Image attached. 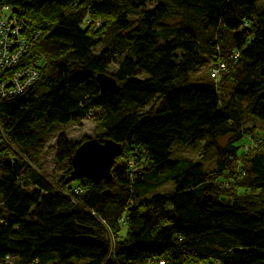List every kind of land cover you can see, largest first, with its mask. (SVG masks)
I'll list each match as a JSON object with an SVG mask.
<instances>
[{"label": "trees", "instance_id": "trees-1", "mask_svg": "<svg viewBox=\"0 0 264 264\" xmlns=\"http://www.w3.org/2000/svg\"><path fill=\"white\" fill-rule=\"evenodd\" d=\"M257 2L0 0L40 31L30 53L41 62L28 89L0 98V264H264V135L243 127L246 115L264 123ZM219 61L216 81L189 79ZM110 65L115 87L100 92L95 75ZM84 119L120 146L109 179L63 182L87 137L59 131L53 160L67 164L47 181L31 166L44 135ZM251 138L261 141L245 150ZM175 145L200 160L171 159ZM165 181L173 190L155 192Z\"/></svg>", "mask_w": 264, "mask_h": 264}, {"label": "built area", "instance_id": "built-area-1", "mask_svg": "<svg viewBox=\"0 0 264 264\" xmlns=\"http://www.w3.org/2000/svg\"><path fill=\"white\" fill-rule=\"evenodd\" d=\"M39 35V30L26 28L25 18L18 15L11 6L0 3V98L25 91L37 79L41 62L39 56L32 55L30 51ZM237 55L234 52L233 57ZM224 68L222 61L211 62L210 78L216 81ZM260 141V138H251L244 149H251ZM128 164L130 171H134L132 159L128 160ZM72 191L78 193L80 188L76 186ZM2 264H11L9 257L6 256Z\"/></svg>", "mask_w": 264, "mask_h": 264}, {"label": "rangeland", "instance_id": "rangeland-1", "mask_svg": "<svg viewBox=\"0 0 264 264\" xmlns=\"http://www.w3.org/2000/svg\"><path fill=\"white\" fill-rule=\"evenodd\" d=\"M155 2L151 1L146 6L149 7L153 5ZM257 4H264V0H258ZM135 15H130V19H134ZM174 20L167 21L168 23H172ZM98 48V47H97ZM114 69L113 65L108 67L109 74ZM209 68L208 65H204L200 67L197 71L189 73V79L192 81H210L209 78ZM142 76V75H141ZM229 84L225 83V95L228 93ZM223 89V88H222ZM35 91L38 92L39 89L35 88ZM219 92V90H218ZM148 106H145L143 110L147 109ZM244 128H252L255 134L264 135V123L259 121L258 119L254 118L253 116L246 115L243 122ZM62 131L65 133V136L73 142H77L83 137H95L101 133V129L99 126L93 122L91 119H84L81 121V124L76 125L72 123L68 124H61V123H54L52 129L44 135L45 144L43 146L42 152L36 157L35 161L31 164V166L40 172L44 178L51 182L55 183V181L60 178L63 173V170L66 167L67 161H63L61 165H56L53 160V150L52 145L54 141V137L57 132ZM230 136H223L219 137L217 142L220 146H225ZM258 152L264 154V146H261L258 149ZM181 158H188L193 161H198L199 155L197 151L192 150L190 147H183L179 145H175L172 150L171 159H181ZM204 168L206 170H212L215 168V158H211L207 161L203 162ZM76 180L72 181L70 184H74ZM174 185L171 181H165L162 185L156 188L155 192H166L173 190ZM240 193L244 196L247 195H255L256 192H252L249 190H239ZM126 226L125 224L119 225V233L118 239H122L125 235ZM110 245L113 244V236L110 234L107 236ZM73 264H79V262L74 261ZM203 264H218V263H203Z\"/></svg>", "mask_w": 264, "mask_h": 264}, {"label": "water", "instance_id": "water-1", "mask_svg": "<svg viewBox=\"0 0 264 264\" xmlns=\"http://www.w3.org/2000/svg\"><path fill=\"white\" fill-rule=\"evenodd\" d=\"M95 79L99 91H110L115 87V79L106 73H97ZM119 144L111 140L97 141L94 137H87L80 141L69 159L70 169L63 182L75 179H109V170L114 157L119 152Z\"/></svg>", "mask_w": 264, "mask_h": 264}]
</instances>
